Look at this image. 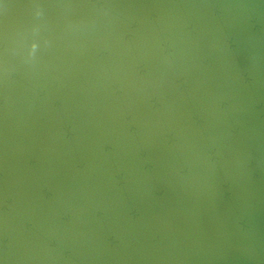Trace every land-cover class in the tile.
<instances>
[{
  "label": "water",
  "instance_id": "obj_1",
  "mask_svg": "<svg viewBox=\"0 0 264 264\" xmlns=\"http://www.w3.org/2000/svg\"><path fill=\"white\" fill-rule=\"evenodd\" d=\"M0 264H264V0H0Z\"/></svg>",
  "mask_w": 264,
  "mask_h": 264
}]
</instances>
